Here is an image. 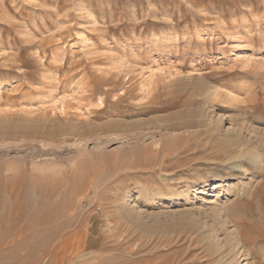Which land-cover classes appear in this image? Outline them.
I'll return each mask as SVG.
<instances>
[{
	"label": "rangeland",
	"instance_id": "rangeland-1",
	"mask_svg": "<svg viewBox=\"0 0 264 264\" xmlns=\"http://www.w3.org/2000/svg\"><path fill=\"white\" fill-rule=\"evenodd\" d=\"M218 116L264 144V0H0V264H228L233 227L264 264V154ZM242 166L221 211L147 202Z\"/></svg>",
	"mask_w": 264,
	"mask_h": 264
},
{
	"label": "bare ground",
	"instance_id": "bare-ground-1",
	"mask_svg": "<svg viewBox=\"0 0 264 264\" xmlns=\"http://www.w3.org/2000/svg\"><path fill=\"white\" fill-rule=\"evenodd\" d=\"M214 93H215V91L207 89V91L202 92L201 95L205 99H207L208 96H210L211 94L214 95ZM215 120L216 121H212V119L206 120L207 128L205 130V133H208V135L211 137L213 135H216V136L221 135V137L223 138L221 140H223L226 144H228V146L231 147V150L229 151V155H231L232 153L238 154L240 156L249 155V156H252L254 160L263 156L264 152H262L261 147H264V144H263V142L258 141L259 136H258L257 130L255 131L253 128H251V126L249 127L248 125H246L247 123H245V124L239 123V122L235 123L233 121V123L232 122L229 123V125H228L229 127H227L225 130H223L222 134H220L219 133L220 131L218 129L219 126L217 125V122L222 120V117L218 116ZM240 121H242V120H240ZM108 122H109V120H108ZM236 122H237V120H236ZM241 169L244 171V174L242 175V177H238L240 179H236V177H235L236 175H231V179L229 180V182H225V183L224 182L221 183L219 180L217 182H213V179H209L208 182L204 181L201 184L196 183V182H191V183H189V186H187L186 191L181 195L183 197L180 200H176L175 196L171 194V195H166L160 199H156V198L150 199V200H147V202H148L149 206L152 207V206L157 205V204H159L161 206L165 205V204H171V203L176 204L178 202L180 203V201L182 202V203H180V205H181L183 203H186L187 200L192 199L191 201H197V202H200L201 204H203L204 206L206 205V207L213 212L215 209L217 211H221V209L223 207L225 208V205H223L224 201L229 200L228 198L231 195H234L237 190H239L240 195L245 194L248 196L249 195L252 196V195H254V193L257 189L256 184H258V183H255V185H254V179L251 178L250 176H248L249 173L247 172V170L245 169L244 166H242ZM230 181H234V182L230 183ZM221 194L224 195V197H223L224 199L222 201L220 198V196H222ZM204 197H211V198H204ZM129 198H130V190H127L122 194L121 199L119 201V204L121 206H126L128 204ZM227 202H229V201H227ZM193 204H196V202ZM204 206L202 208H204ZM226 209H228V208L226 207ZM205 211L207 213V210H205ZM230 211L228 210V211H226V213L227 212L229 213ZM216 215H217V213H216ZM211 216H212V213H211ZM229 218H230V216H229ZM233 223L234 222L232 221V224ZM223 225L225 226V224H223ZM227 225L229 227V224H227ZM223 231L225 232L226 237H228L227 241L229 240L230 243L227 244L226 247L223 249L224 255L222 257H224L231 264H253L254 261H253V263H252V261H246V260L240 261L239 258H241V256H239L237 254V253L241 252V250H240L241 239H240L239 228L233 227L232 229H230L228 231H227V229H226V231H225V229ZM233 240H234V242L231 244V242ZM225 241H226V239H225ZM217 245H218V243L214 242V246H217ZM236 254L238 256H236ZM89 256L93 257L91 255H89ZM81 257H83L84 260L86 258L85 256H80L79 258H81ZM250 257H253V256H250ZM84 260L82 259V261H84ZM223 262H224V260H223ZM92 263H93V260L87 261L85 264H92Z\"/></svg>",
	"mask_w": 264,
	"mask_h": 264
}]
</instances>
